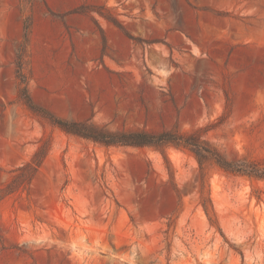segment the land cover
I'll use <instances>...</instances> for the list:
<instances>
[{
    "label": "rangeland",
    "instance_id": "1",
    "mask_svg": "<svg viewBox=\"0 0 264 264\" xmlns=\"http://www.w3.org/2000/svg\"><path fill=\"white\" fill-rule=\"evenodd\" d=\"M50 116L213 126L226 159L264 165V0H0V264H264V180ZM44 142L34 179L2 196Z\"/></svg>",
    "mask_w": 264,
    "mask_h": 264
},
{
    "label": "trees",
    "instance_id": "2",
    "mask_svg": "<svg viewBox=\"0 0 264 264\" xmlns=\"http://www.w3.org/2000/svg\"><path fill=\"white\" fill-rule=\"evenodd\" d=\"M108 19L118 27L123 28V25L116 19ZM19 76L25 83V77L21 71H19ZM27 92V87H24L22 93L25 95V102L29 108L34 109L32 99ZM49 118L66 133L94 141L106 147H153L159 150H165L168 147L188 149L195 155L201 168L206 163H212L227 173L264 180V165L246 159L229 161L215 146L203 138L206 133L213 129V126L198 128L191 132H180L175 128L155 134L145 130L111 131L105 126L89 121H65L53 116ZM48 151L49 144L44 142L31 161L14 171L16 175L11 183L1 190L2 196L13 193L23 185H28L39 172Z\"/></svg>",
    "mask_w": 264,
    "mask_h": 264
}]
</instances>
